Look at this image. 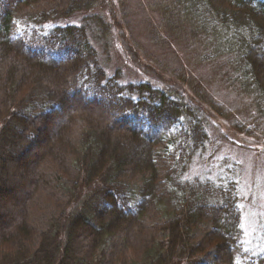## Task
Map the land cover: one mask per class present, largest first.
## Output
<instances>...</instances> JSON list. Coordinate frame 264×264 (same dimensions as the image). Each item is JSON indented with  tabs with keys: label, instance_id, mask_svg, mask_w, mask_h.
I'll return each instance as SVG.
<instances>
[{
	"label": "trees",
	"instance_id": "1",
	"mask_svg": "<svg viewBox=\"0 0 264 264\" xmlns=\"http://www.w3.org/2000/svg\"><path fill=\"white\" fill-rule=\"evenodd\" d=\"M99 1L0 0V264H264L237 179L189 176L202 104L182 85L124 82L85 24L51 25ZM177 1L228 32L264 112V0Z\"/></svg>",
	"mask_w": 264,
	"mask_h": 264
},
{
	"label": "rangeland",
	"instance_id": "2",
	"mask_svg": "<svg viewBox=\"0 0 264 264\" xmlns=\"http://www.w3.org/2000/svg\"><path fill=\"white\" fill-rule=\"evenodd\" d=\"M204 12L207 24L177 0H100L88 19L80 13L51 25L85 24L107 72L121 69L124 82L149 79L182 85L202 104L208 140L189 176L237 179L243 196L244 240L258 253L264 246L263 103L260 106L256 93L239 78L228 32L214 34L213 14ZM94 14L108 23V36L99 35Z\"/></svg>",
	"mask_w": 264,
	"mask_h": 264
}]
</instances>
